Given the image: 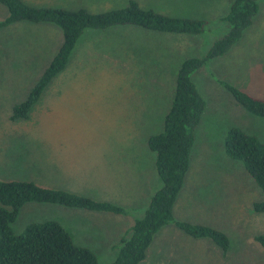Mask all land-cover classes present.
<instances>
[{
	"label": "rangeland",
	"instance_id": "374dc122",
	"mask_svg": "<svg viewBox=\"0 0 264 264\" xmlns=\"http://www.w3.org/2000/svg\"><path fill=\"white\" fill-rule=\"evenodd\" d=\"M32 6L99 12L128 0H22ZM145 9L205 19L208 30L175 34L133 25L85 29L65 67L44 88L24 118L12 119L61 41L46 22L18 21L0 28V179L109 201L123 212L95 211L30 201L18 210L12 230L55 220L74 244L88 248L97 264L110 263L120 238L161 185L146 139L161 129L180 62L200 57L227 31L219 18L231 0H134ZM7 15L0 4V20ZM190 80L204 101L193 128L183 183L172 205L174 220L223 232L226 251L208 238L189 236L169 222L153 234L137 264H264L253 239L264 233V212L252 204L262 193L223 141L231 126L264 142V117L237 104L224 84L264 99V0L239 38L203 63Z\"/></svg>",
	"mask_w": 264,
	"mask_h": 264
},
{
	"label": "trees",
	"instance_id": "16d2710c",
	"mask_svg": "<svg viewBox=\"0 0 264 264\" xmlns=\"http://www.w3.org/2000/svg\"><path fill=\"white\" fill-rule=\"evenodd\" d=\"M0 4L7 10L6 17L0 20V28L18 21L46 22L56 25L61 32L60 44L26 97L12 106V119L26 116L49 81L65 67L77 39L87 28L133 25L175 34H201L208 30L205 19L161 14L140 7L134 0H128L122 7L99 12L84 8L32 6L22 0H0ZM256 10L257 0H231L226 13L219 18L228 25L227 31L215 39L200 57H186L180 62L161 129L146 139L148 149L155 155L154 167L161 185L149 197L142 214L133 220L125 233L127 235L120 238L116 255L108 264L139 263L153 234L169 222L189 236L210 239L221 251H226L228 240L223 232L203 224L174 220L172 205L188 168L193 128L204 107L190 74L205 61L223 54L249 25ZM224 86L245 111L264 117V99L253 97L230 84ZM223 146L229 158L241 162L262 193V198L252 204V209L264 212V142L239 127L231 126L226 131ZM30 201L123 212L122 207L109 201L39 186L30 180L0 179V264H97L93 252L74 244L70 234L55 220L29 222L20 232H14L10 224L19 208ZM253 239L264 250V233L255 234Z\"/></svg>",
	"mask_w": 264,
	"mask_h": 264
}]
</instances>
